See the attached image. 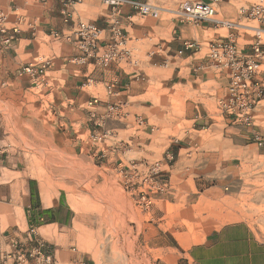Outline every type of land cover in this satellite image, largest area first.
Masks as SVG:
<instances>
[{
	"label": "rangeland",
	"instance_id": "rangeland-1",
	"mask_svg": "<svg viewBox=\"0 0 264 264\" xmlns=\"http://www.w3.org/2000/svg\"><path fill=\"white\" fill-rule=\"evenodd\" d=\"M184 1H151L159 11L146 17L210 26L203 41L185 39L197 47L182 53L202 47L197 56L218 69L160 90L158 111L137 131L104 137L98 123L79 117L63 84L44 85L21 68L0 76V140L23 150L46 190L62 192L74 216L73 248L88 264H189L187 248L228 222L247 223L264 241V93L251 124L234 123L220 105L230 55L211 51L230 40L248 52L254 27L264 44V0H217L214 18L223 22L198 23L172 13ZM256 4L263 11L255 17L239 11Z\"/></svg>",
	"mask_w": 264,
	"mask_h": 264
},
{
	"label": "crops",
	"instance_id": "crops-1",
	"mask_svg": "<svg viewBox=\"0 0 264 264\" xmlns=\"http://www.w3.org/2000/svg\"><path fill=\"white\" fill-rule=\"evenodd\" d=\"M151 1L156 0H118L113 7L105 0H0L4 26L18 30L8 47L0 38V76L46 59L44 75L36 80L63 84L79 117L98 123L104 137L136 130L158 111L154 102L160 90L185 86L189 76L201 81L217 68L207 56H197L202 47L178 53L185 39L201 42L211 27L141 16L135 3ZM114 10L123 34L118 45L108 25ZM79 21L101 29L97 55L115 51L114 60L103 64L97 55L81 57L73 35ZM53 186L46 190L27 170L21 148L0 140V264H15L19 251L27 256L22 264H39L46 253L52 264H88L73 248L72 209ZM184 255L189 264H264V241L247 223L228 222Z\"/></svg>",
	"mask_w": 264,
	"mask_h": 264
},
{
	"label": "built area",
	"instance_id": "built-area-1",
	"mask_svg": "<svg viewBox=\"0 0 264 264\" xmlns=\"http://www.w3.org/2000/svg\"><path fill=\"white\" fill-rule=\"evenodd\" d=\"M108 4L115 7L118 4V0H105ZM217 0H210L205 2L202 0H191L180 2L172 13L189 22L198 23L201 21L223 22L214 18L216 10L212 6ZM135 8L141 16L156 17L159 11L157 6L149 3H135ZM246 16L255 17L263 11V7L260 4L251 6L250 8H241L239 10ZM117 10L113 11L114 17L109 18L108 25L113 39H117L116 45L123 43V34L119 27V22L116 18ZM227 25L231 23L227 22ZM258 38L255 42L251 43L249 51L241 53L236 50L232 41L214 44L212 51L213 55H216L218 49H225L229 52L230 59L227 63L229 68L228 83L226 88L225 98L220 101L221 108L229 114V117L234 123H242L249 126L252 121V112L256 104L261 100L264 93V44L261 43L260 33L262 29L254 27ZM17 28H6L3 24V15L0 12V38L4 46H10L17 34ZM100 33L101 29L92 23L79 21L76 23L73 35L78 50L81 52V57L96 56L98 48L100 46ZM57 36V34H54ZM197 45L191 41H184L182 49L178 53H182L183 50H190L196 48ZM115 51H109L103 53L101 56L97 55V58L101 60L103 64H107L116 58ZM48 65L47 60H41L33 64H27L22 66L21 70L33 78H39L44 75L45 68ZM261 143V139L256 137ZM26 255L23 251H19L15 254V264H22ZM39 264H52V258L49 253L42 256V260Z\"/></svg>",
	"mask_w": 264,
	"mask_h": 264
},
{
	"label": "trees",
	"instance_id": "trees-1",
	"mask_svg": "<svg viewBox=\"0 0 264 264\" xmlns=\"http://www.w3.org/2000/svg\"><path fill=\"white\" fill-rule=\"evenodd\" d=\"M34 197H35V196H34V194H33V199H34Z\"/></svg>",
	"mask_w": 264,
	"mask_h": 264
}]
</instances>
